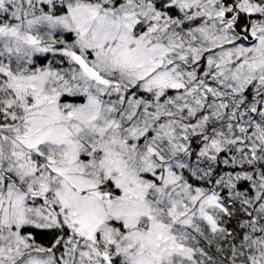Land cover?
<instances>
[{
  "label": "snow or ice",
  "instance_id": "snow-or-ice-1",
  "mask_svg": "<svg viewBox=\"0 0 264 264\" xmlns=\"http://www.w3.org/2000/svg\"><path fill=\"white\" fill-rule=\"evenodd\" d=\"M0 264H264V0H0Z\"/></svg>",
  "mask_w": 264,
  "mask_h": 264
}]
</instances>
